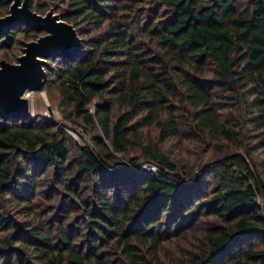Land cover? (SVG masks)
Segmentation results:
<instances>
[{
	"label": "trees",
	"instance_id": "obj_1",
	"mask_svg": "<svg viewBox=\"0 0 264 264\" xmlns=\"http://www.w3.org/2000/svg\"><path fill=\"white\" fill-rule=\"evenodd\" d=\"M36 1L32 10L52 8L82 39L77 56L45 69L64 117L89 139L46 117L0 116V264H163V244L202 225L204 245L186 264H264L254 159L264 150V0ZM34 32L16 26L0 51ZM186 127L217 153L195 168L197 184L159 147ZM132 149V165L157 170L121 164Z\"/></svg>",
	"mask_w": 264,
	"mask_h": 264
},
{
	"label": "rangeland",
	"instance_id": "obj_2",
	"mask_svg": "<svg viewBox=\"0 0 264 264\" xmlns=\"http://www.w3.org/2000/svg\"><path fill=\"white\" fill-rule=\"evenodd\" d=\"M36 2L41 3L45 6H50L53 3L52 0H37ZM35 2V3H36ZM8 8L3 7L0 9V16H3L7 13ZM43 32H34L31 35H26L21 33L18 36V43L11 50H2L0 51V60L5 59L9 62H17L18 57L23 53V42L36 40L39 36L43 35ZM52 70L55 72L58 70L56 64L51 61ZM51 75L52 80L47 82L46 88L43 92L38 91H28L25 96L30 100V113L32 118L34 117H46L49 118L58 124H62L66 131L73 136V138L81 144H85L88 141L89 137L84 130L80 127L78 120H68L64 117L59 104V93L57 91V82L55 76ZM229 112V108H226ZM224 109V110H226ZM186 127L183 131L181 138H173L165 141L159 147L171 160L178 161L179 164H182V168L187 172L185 174H192V180L196 184L200 180L201 173L198 172L195 168L203 159H207L212 153L207 137L202 136L200 133H191ZM144 133V139H150L153 144L160 143L158 137V130L154 126H146L142 129ZM224 151L234 149L235 146L228 142H223L222 145ZM210 149V150H209ZM213 150V149H212ZM141 151L138 149L130 150L126 155H117L119 160L122 161L121 164H128L132 169L138 172H147V171H156L157 166L150 161H143L140 159V162L136 165H132L129 161L131 157H139ZM217 154V153H216ZM215 154V155H216ZM214 155V156H215ZM254 159L259 167V174L264 181V150H258L254 153ZM123 164V165H124ZM150 164L155 165L154 170L150 169ZM121 165V166H123ZM126 168V167H123ZM205 220H212V218H207ZM205 225L200 226L198 231L187 235L186 238L181 240H176L169 243H164L163 250L161 251V261L163 264H186L187 260L194 253L201 250L204 245V234H205ZM258 249L264 248V241L258 243Z\"/></svg>",
	"mask_w": 264,
	"mask_h": 264
},
{
	"label": "water",
	"instance_id": "obj_3",
	"mask_svg": "<svg viewBox=\"0 0 264 264\" xmlns=\"http://www.w3.org/2000/svg\"><path fill=\"white\" fill-rule=\"evenodd\" d=\"M9 12L0 16V35L19 25L43 32L36 40L24 42L17 62L0 60V116L4 119L32 118L28 91L43 92L49 59L72 58L82 48V39L73 24L50 8L45 14L32 10L28 0H7Z\"/></svg>",
	"mask_w": 264,
	"mask_h": 264
},
{
	"label": "built area",
	"instance_id": "obj_4",
	"mask_svg": "<svg viewBox=\"0 0 264 264\" xmlns=\"http://www.w3.org/2000/svg\"><path fill=\"white\" fill-rule=\"evenodd\" d=\"M150 166H151L150 169H152V170H154L156 168L155 165H151L150 164ZM258 202L262 206V209H263V212H264V196L263 195H261V194L258 195Z\"/></svg>",
	"mask_w": 264,
	"mask_h": 264
}]
</instances>
